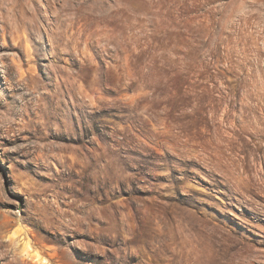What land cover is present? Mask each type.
Instances as JSON below:
<instances>
[{
    "label": "rangeland",
    "instance_id": "obj_1",
    "mask_svg": "<svg viewBox=\"0 0 264 264\" xmlns=\"http://www.w3.org/2000/svg\"><path fill=\"white\" fill-rule=\"evenodd\" d=\"M0 264H264V0H0Z\"/></svg>",
    "mask_w": 264,
    "mask_h": 264
}]
</instances>
